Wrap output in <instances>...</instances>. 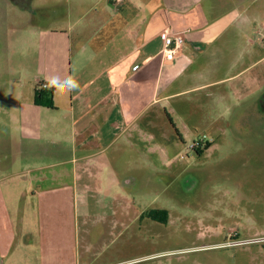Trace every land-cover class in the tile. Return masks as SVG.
<instances>
[{
  "label": "rangeland",
  "instance_id": "rangeland-1",
  "mask_svg": "<svg viewBox=\"0 0 264 264\" xmlns=\"http://www.w3.org/2000/svg\"><path fill=\"white\" fill-rule=\"evenodd\" d=\"M6 2L0 0V7ZM29 3L33 13L26 19L16 15L11 23V15H0V264H264V110H219L215 89L163 103L153 143L120 142L113 148L116 155L109 152L123 182L122 205L98 201L80 206L77 218L53 212L51 221L34 214L33 229L43 231L48 223L52 234L20 233L26 229L24 206L15 207L17 195L11 200V99L17 88L11 70L26 75L22 99L34 100L28 76L44 70L38 57L43 45L44 57L62 60L90 39L115 38L114 49L146 0H129L118 14L107 0ZM59 20L65 31L55 36L56 46H63L57 50L53 36L34 26H56ZM105 23L111 24L103 29ZM229 32L242 43L240 50H247L246 31ZM193 142L200 143V156L188 151ZM155 209L169 212L167 224L148 216Z\"/></svg>",
  "mask_w": 264,
  "mask_h": 264
},
{
  "label": "crops",
  "instance_id": "crops-1",
  "mask_svg": "<svg viewBox=\"0 0 264 264\" xmlns=\"http://www.w3.org/2000/svg\"><path fill=\"white\" fill-rule=\"evenodd\" d=\"M25 1L26 6L6 2L9 6H1L0 15H11V23L16 15L26 19L33 8ZM128 1L107 0L116 14ZM136 14L114 49L115 38L90 39L62 60L44 57L43 45L38 57L44 70L28 76L34 93L51 76H71L80 85L73 92L54 93L52 108L22 99L26 75L11 70L17 87L11 99V200L17 195L15 207L24 206L22 235L52 234L48 223L43 231L33 229L29 223L34 214L51 221L53 212L77 218L80 206L98 201L122 205L123 182L109 152L120 142L136 146L156 141L161 107L172 98L215 89L212 97L219 110H264V54L255 55L257 48L264 53V0H146ZM55 22L34 30L53 36L56 46L55 36L65 30L60 20ZM234 27L246 31L242 40L247 50H240L242 43L230 36ZM167 29L187 32L183 48L171 60L161 54V34ZM68 46L71 51V38ZM259 67L263 69L255 72Z\"/></svg>",
  "mask_w": 264,
  "mask_h": 264
},
{
  "label": "built area",
  "instance_id": "built-area-1",
  "mask_svg": "<svg viewBox=\"0 0 264 264\" xmlns=\"http://www.w3.org/2000/svg\"><path fill=\"white\" fill-rule=\"evenodd\" d=\"M124 0H114L116 4H121ZM186 31H174V30H164L161 34V39L163 42L161 54L167 59L171 60L173 57L183 48L186 40ZM46 82L39 83V89L45 90ZM201 147L200 143L193 142L190 146H188V151H195ZM260 242H264V238L261 239Z\"/></svg>",
  "mask_w": 264,
  "mask_h": 264
},
{
  "label": "trees",
  "instance_id": "trees-1",
  "mask_svg": "<svg viewBox=\"0 0 264 264\" xmlns=\"http://www.w3.org/2000/svg\"><path fill=\"white\" fill-rule=\"evenodd\" d=\"M54 93L55 92L52 89L41 90V89H39V85H38L37 88L35 89L34 103L37 106L52 108L53 107L52 100L54 97ZM195 152L197 155L202 154V150L200 148L196 149ZM148 216L153 220H157L161 223H166L167 217H168V212L165 210H160V211L153 210L151 213H149Z\"/></svg>",
  "mask_w": 264,
  "mask_h": 264
},
{
  "label": "clouds",
  "instance_id": "clouds-1",
  "mask_svg": "<svg viewBox=\"0 0 264 264\" xmlns=\"http://www.w3.org/2000/svg\"><path fill=\"white\" fill-rule=\"evenodd\" d=\"M44 87L54 90L57 94H64L78 90L80 85L78 81L71 76L64 79L60 76H51L47 78Z\"/></svg>",
  "mask_w": 264,
  "mask_h": 264
},
{
  "label": "flooded vegetation",
  "instance_id": "flooded-vegetation-1",
  "mask_svg": "<svg viewBox=\"0 0 264 264\" xmlns=\"http://www.w3.org/2000/svg\"><path fill=\"white\" fill-rule=\"evenodd\" d=\"M13 3V4H15V5H17V6H26V4L25 3H21V2H19V1H17V0H10V3ZM26 2V1H25ZM196 151V150H195ZM194 151V152H195ZM196 153V152H195ZM200 156V155H199ZM156 211H160V210H165V209H155ZM165 211H167V210H165ZM168 212V211H167ZM153 220V219H152ZM153 221H157V220H153ZM157 222H159V221H157ZM169 222V212H168V217H167V222L166 223H161V222H159V223H161V224H167Z\"/></svg>",
  "mask_w": 264,
  "mask_h": 264
}]
</instances>
